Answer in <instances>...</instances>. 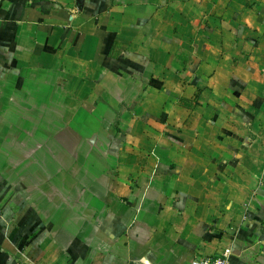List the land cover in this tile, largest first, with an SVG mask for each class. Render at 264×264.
Segmentation results:
<instances>
[{"label": "crops", "instance_id": "1", "mask_svg": "<svg viewBox=\"0 0 264 264\" xmlns=\"http://www.w3.org/2000/svg\"><path fill=\"white\" fill-rule=\"evenodd\" d=\"M0 136V264H264V0H0Z\"/></svg>", "mask_w": 264, "mask_h": 264}, {"label": "built area", "instance_id": "2", "mask_svg": "<svg viewBox=\"0 0 264 264\" xmlns=\"http://www.w3.org/2000/svg\"><path fill=\"white\" fill-rule=\"evenodd\" d=\"M190 264H230L229 250L225 249L215 255L195 257L190 261Z\"/></svg>", "mask_w": 264, "mask_h": 264}, {"label": "rangeland", "instance_id": "3", "mask_svg": "<svg viewBox=\"0 0 264 264\" xmlns=\"http://www.w3.org/2000/svg\"><path fill=\"white\" fill-rule=\"evenodd\" d=\"M81 115H83L82 114V112L80 113ZM112 115V113L110 112V113H108L107 114V116H111ZM82 122H84L83 120H81ZM10 123L12 122V120H10L9 121ZM85 122L86 123H88L89 124V122H90V120H85ZM84 122V123H85ZM93 122V120H91V123ZM85 123V124H86ZM9 135V134H8ZM11 136V135H10ZM93 137V136H92ZM3 138H5V137H1L0 136V140L2 141V139ZM53 139H56V140H58L57 139V137H52ZM84 137H81V140L83 139ZM87 138H89V137H85V139H87ZM68 139V142L67 143H69V144H72V142H71V140L72 139H76V141H77V137L75 136V137H73V136H69L68 138L67 137H64V140H67ZM80 142V144H79V149H80V153H82V144H81V141H79ZM78 143V142H77ZM4 145V144H3ZM4 154V156L5 155H7L8 156V159L11 161V159L13 158V154H12V152H7V153H5L4 151L3 152H1L0 153V159H2L1 157H2V155ZM86 154H87V152H86ZM85 154V148H84V155H86ZM84 156L82 155V156H80V158L82 159ZM10 164H11V162H10ZM6 169V173L9 171V170H11V167H8V168H5Z\"/></svg>", "mask_w": 264, "mask_h": 264}]
</instances>
